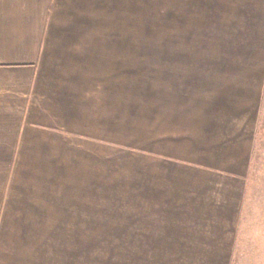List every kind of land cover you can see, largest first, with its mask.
Segmentation results:
<instances>
[{
  "label": "rangeland",
  "instance_id": "rangeland-1",
  "mask_svg": "<svg viewBox=\"0 0 264 264\" xmlns=\"http://www.w3.org/2000/svg\"><path fill=\"white\" fill-rule=\"evenodd\" d=\"M56 3L50 129L0 152L34 264H264V0Z\"/></svg>",
  "mask_w": 264,
  "mask_h": 264
},
{
  "label": "crops",
  "instance_id": "crops-1",
  "mask_svg": "<svg viewBox=\"0 0 264 264\" xmlns=\"http://www.w3.org/2000/svg\"><path fill=\"white\" fill-rule=\"evenodd\" d=\"M56 8V0H0L2 153L21 152L29 128L50 129L44 124L45 121L50 123L52 118L46 101L49 94H45L46 98L43 94L47 80L42 63L47 53L50 20ZM15 194L13 182L0 199V264L5 260H8L7 264H34L33 228L30 223L20 226L16 222L25 215L16 211L19 208L15 210ZM38 247L40 245L35 248Z\"/></svg>",
  "mask_w": 264,
  "mask_h": 264
}]
</instances>
